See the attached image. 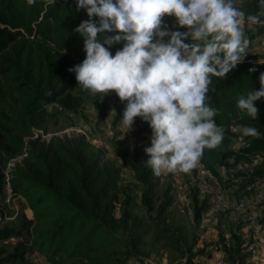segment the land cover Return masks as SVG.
Segmentation results:
<instances>
[{
  "label": "trees",
  "instance_id": "trees-1",
  "mask_svg": "<svg viewBox=\"0 0 264 264\" xmlns=\"http://www.w3.org/2000/svg\"><path fill=\"white\" fill-rule=\"evenodd\" d=\"M237 6L246 14L242 29L249 41L264 36V5L246 0ZM249 15H257L260 22L251 23ZM87 18L83 9L76 11L74 0H0V198L7 182L11 194L25 204L12 220L0 221V264H33V254L45 264H125L149 255L142 251L150 242L145 241L149 224L177 255L172 264H195L207 246L195 249L193 235L187 240L179 228L166 223L171 189L158 191L161 176L145 165L143 149L115 147V155L140 186L147 223L133 212L132 188L119 184L120 169L101 149L82 135L45 137L53 117L47 105L81 114L92 99L98 119L107 114L106 105H98L100 94L83 90L75 73L68 71L85 59L83 39L74 29ZM163 19L169 27L175 23L174 17ZM122 46L115 44L110 51L114 55ZM258 58L256 53L246 55L224 78L212 77L207 96L217 109L213 119L223 127L224 138L217 147L206 148L198 163L217 179L221 169L247 168L246 175L236 173L244 186L264 181V98L255 102L257 120L237 107L241 95L260 88L264 63L251 62ZM253 67L256 71L250 72ZM245 125L256 127L258 135L238 137V126ZM237 137L243 145L235 148ZM13 159L18 161L9 166ZM197 202L193 197L196 223L205 211ZM220 241L231 264H244L250 257L242 235L233 229L228 240L221 236Z\"/></svg>",
  "mask_w": 264,
  "mask_h": 264
},
{
  "label": "clouds",
  "instance_id": "clouds-1",
  "mask_svg": "<svg viewBox=\"0 0 264 264\" xmlns=\"http://www.w3.org/2000/svg\"><path fill=\"white\" fill-rule=\"evenodd\" d=\"M74 2L76 11L83 9L88 17L74 29L86 53L68 69L77 85L93 96L114 91L126 102L121 116L126 132L137 117L148 123L152 134L144 149L149 157L145 165L154 175L195 168L204 150L224 138L223 127L213 119L217 109L207 96L212 77L224 78L242 63L250 44L242 29L246 14L237 6L240 0ZM258 2L264 5V0ZM165 16L175 18L172 27ZM247 20L260 22L257 15ZM121 43L113 55L111 46ZM259 83V90L252 88L237 100L241 113L253 120L259 113L255 102L264 98V72ZM238 127L245 137L258 135L256 127Z\"/></svg>",
  "mask_w": 264,
  "mask_h": 264
},
{
  "label": "rangeland",
  "instance_id": "rangeland-1",
  "mask_svg": "<svg viewBox=\"0 0 264 264\" xmlns=\"http://www.w3.org/2000/svg\"><path fill=\"white\" fill-rule=\"evenodd\" d=\"M244 1L246 0H240L238 4ZM255 53L259 58L251 62L264 63L263 35L257 36L248 46L246 55ZM73 92L79 93L80 89H74ZM83 96L86 98V95ZM102 96L103 94H100L98 105L101 107L105 104L107 107L103 120L98 119V110L92 104V99L85 102L81 114H70L60 110L55 104L47 105L46 109L53 117L45 137L82 135L94 148L101 149L104 158L120 169L119 184L132 188L135 198L133 212L147 223L148 215L139 201L140 186L133 179L131 172L122 167L116 158L115 147L131 150L138 146L144 150L150 146L151 128L147 122L137 117L132 129L126 132L121 124L126 102H122L114 91ZM237 135L242 137L241 132ZM237 146L238 144H234L233 147ZM246 171L247 168L241 167L221 169L220 178L217 179L198 164L188 172L176 170L161 173L158 191L170 187L173 196V204L164 217L166 223L179 228L187 240L193 235L195 249L207 246L206 255L196 258L195 264H231L221 248L220 241L221 236L225 240L229 239L231 229L242 235L247 251L250 252V257L244 264H264V181L244 186V178L236 175H246ZM245 195L247 197H244ZM193 197L197 198L198 206L203 203L205 208L198 223L194 221ZM24 208V202H19L18 212ZM148 226L149 234L145 241H153L154 244L150 246L149 242L142 251L148 252L149 255L130 259L125 264H172L177 255L169 242L155 227L150 224ZM29 261L33 264H45L44 260L35 254L29 257Z\"/></svg>",
  "mask_w": 264,
  "mask_h": 264
},
{
  "label": "built area",
  "instance_id": "built-area-1",
  "mask_svg": "<svg viewBox=\"0 0 264 264\" xmlns=\"http://www.w3.org/2000/svg\"><path fill=\"white\" fill-rule=\"evenodd\" d=\"M238 141H239L238 145L242 146L243 145L242 140L239 138ZM17 161L18 159L11 160L9 166H13ZM256 163L257 160H253L252 164H256ZM19 202H23V199L19 196L16 197L13 196L11 194L7 182H5L4 192L0 198V221L7 222L12 220L17 215ZM10 214H12V216H8Z\"/></svg>",
  "mask_w": 264,
  "mask_h": 264
}]
</instances>
